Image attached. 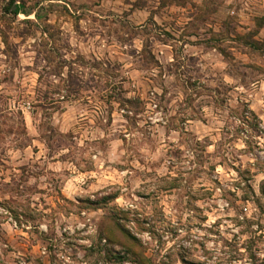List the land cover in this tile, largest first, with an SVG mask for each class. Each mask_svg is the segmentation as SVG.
I'll list each match as a JSON object with an SVG mask.
<instances>
[{
  "label": "rangeland",
  "instance_id": "1",
  "mask_svg": "<svg viewBox=\"0 0 264 264\" xmlns=\"http://www.w3.org/2000/svg\"><path fill=\"white\" fill-rule=\"evenodd\" d=\"M263 16L0 0V264H264Z\"/></svg>",
  "mask_w": 264,
  "mask_h": 264
},
{
  "label": "trees",
  "instance_id": "2",
  "mask_svg": "<svg viewBox=\"0 0 264 264\" xmlns=\"http://www.w3.org/2000/svg\"><path fill=\"white\" fill-rule=\"evenodd\" d=\"M13 3V1H12ZM17 11H14V14H17L16 13ZM256 26L259 28V27H262L264 26V16L262 18H259L256 20ZM254 36V33H251L249 35L246 36V39L247 41L245 42V44L247 46H250L253 50L255 51H260V52H263L264 53V40L262 42H254L252 41V38ZM113 199L115 197H112ZM119 231L121 232V234L123 235V238L124 239H127L125 241H121L119 242L118 244L122 246V248L125 250L124 252H133L132 250V244L128 242V240H131L132 242H136L135 240L136 239H133L132 237H130L128 235V233L123 229H119ZM108 238V237H107ZM100 240H102V238L100 237ZM109 241H111L109 238H108ZM134 254V253H133ZM135 259H134V262L137 263V264H150V262L144 258V256L142 255V253H135ZM116 259L118 260H123V258L119 257V256H115Z\"/></svg>",
  "mask_w": 264,
  "mask_h": 264
},
{
  "label": "built area",
  "instance_id": "3",
  "mask_svg": "<svg viewBox=\"0 0 264 264\" xmlns=\"http://www.w3.org/2000/svg\"><path fill=\"white\" fill-rule=\"evenodd\" d=\"M0 215L4 216L5 222L10 225V227L17 229V222L12 218L9 211L0 207Z\"/></svg>",
  "mask_w": 264,
  "mask_h": 264
},
{
  "label": "crops",
  "instance_id": "4",
  "mask_svg": "<svg viewBox=\"0 0 264 264\" xmlns=\"http://www.w3.org/2000/svg\"><path fill=\"white\" fill-rule=\"evenodd\" d=\"M1 228L6 232V234H9L8 233V229L9 230H11V227H10V225L9 224H2L1 225ZM19 234H21V235H26L24 232H19ZM8 236V235H7ZM41 254L42 255H44L45 253H44V250L41 252ZM22 264H24V263H22ZM42 264H48L47 262H46V260H45V258H42Z\"/></svg>",
  "mask_w": 264,
  "mask_h": 264
}]
</instances>
